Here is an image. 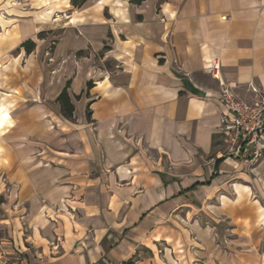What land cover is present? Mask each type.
Listing matches in <instances>:
<instances>
[{"label": "crops", "instance_id": "crops-1", "mask_svg": "<svg viewBox=\"0 0 264 264\" xmlns=\"http://www.w3.org/2000/svg\"><path fill=\"white\" fill-rule=\"evenodd\" d=\"M70 16L49 64L24 62L26 31L0 35V264H264V156L229 157L219 132L222 84L264 91V0Z\"/></svg>", "mask_w": 264, "mask_h": 264}, {"label": "rangeland", "instance_id": "rangeland-1", "mask_svg": "<svg viewBox=\"0 0 264 264\" xmlns=\"http://www.w3.org/2000/svg\"><path fill=\"white\" fill-rule=\"evenodd\" d=\"M9 1L11 2L10 4ZM158 1L160 4L162 0ZM76 9L71 4V0H0V16H3L5 21V26L0 23V35L7 32L20 31V29L26 31L25 33L23 32L22 42L31 39L36 43V46L30 52L26 50L27 54L24 62L27 63L29 58H35V56L37 58L38 54H40L41 62L49 64L53 61V52L57 42L66 31L67 26L75 21V18L71 17L70 14ZM68 14L69 18L65 16ZM57 18H60V20L56 21L55 19ZM37 27L40 29L39 31H35ZM77 30L80 33V30ZM0 42L1 57L4 53L2 47L13 43L10 40L2 42V38H0ZM18 50L19 48L10 52L11 57L17 55ZM82 53L83 51L79 52L78 55ZM3 61H0V65ZM110 66L113 67L112 65ZM208 70L211 71L210 69ZM2 181L6 182L0 176V183ZM6 188L8 189V187ZM26 233L28 232L26 231ZM0 234L2 233L0 232ZM5 264H22V262L19 256L14 255Z\"/></svg>", "mask_w": 264, "mask_h": 264}, {"label": "built area", "instance_id": "built-area-1", "mask_svg": "<svg viewBox=\"0 0 264 264\" xmlns=\"http://www.w3.org/2000/svg\"><path fill=\"white\" fill-rule=\"evenodd\" d=\"M220 65L214 60L206 68L219 76ZM251 88L256 98L254 104L240 98L232 86L222 84L220 101L225 111L219 132L228 145L229 157L254 163L264 156V91L256 86ZM261 229L264 244V219Z\"/></svg>", "mask_w": 264, "mask_h": 264}, {"label": "trees", "instance_id": "trees-1", "mask_svg": "<svg viewBox=\"0 0 264 264\" xmlns=\"http://www.w3.org/2000/svg\"><path fill=\"white\" fill-rule=\"evenodd\" d=\"M87 1L88 0H71V4L76 8H81ZM143 1L145 0H131V2L136 3V4H141ZM22 46L25 47V49L28 52H30L35 48L36 43L33 40L29 39L25 41L22 44ZM92 85H93L92 81H89L88 87H92ZM69 87H70V82L67 83L63 91L57 97L56 101L60 103L61 111L63 115L67 117L68 119H74L75 107H74V104L72 103L70 94L68 92ZM87 117L88 118L91 117V112H90L89 107L87 108Z\"/></svg>", "mask_w": 264, "mask_h": 264}, {"label": "bare ground", "instance_id": "bare-ground-1", "mask_svg": "<svg viewBox=\"0 0 264 264\" xmlns=\"http://www.w3.org/2000/svg\"><path fill=\"white\" fill-rule=\"evenodd\" d=\"M67 18H69V15H65ZM61 17V16H60ZM56 21L60 20V18L55 19Z\"/></svg>", "mask_w": 264, "mask_h": 264}]
</instances>
